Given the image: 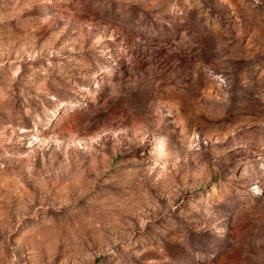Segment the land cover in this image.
Here are the masks:
<instances>
[{
    "label": "rangeland",
    "instance_id": "rangeland-1",
    "mask_svg": "<svg viewBox=\"0 0 264 264\" xmlns=\"http://www.w3.org/2000/svg\"><path fill=\"white\" fill-rule=\"evenodd\" d=\"M0 264H264V0H0Z\"/></svg>",
    "mask_w": 264,
    "mask_h": 264
}]
</instances>
